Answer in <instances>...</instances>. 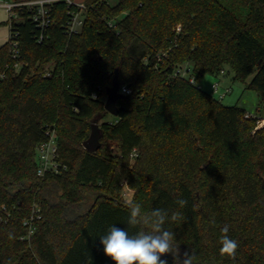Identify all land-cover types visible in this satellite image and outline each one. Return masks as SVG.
Masks as SVG:
<instances>
[{
	"label": "trees",
	"instance_id": "1",
	"mask_svg": "<svg viewBox=\"0 0 264 264\" xmlns=\"http://www.w3.org/2000/svg\"><path fill=\"white\" fill-rule=\"evenodd\" d=\"M82 3L78 32L66 30L75 6L58 2L41 40L23 10L0 46V264H114L100 237L114 225L139 230L127 226L132 203L144 213L179 211L184 220L164 227L181 255L194 253L193 264H264V128L254 130L264 118V0ZM225 68L250 78L257 115L244 118L196 85ZM115 71L130 93L104 121ZM97 120L90 153L81 145ZM47 130L59 172L40 178L35 148ZM124 180L130 203L121 200ZM34 206L41 218L26 239ZM225 225L239 245L235 258L219 252ZM162 259L173 264L171 254Z\"/></svg>",
	"mask_w": 264,
	"mask_h": 264
},
{
	"label": "clouds",
	"instance_id": "2",
	"mask_svg": "<svg viewBox=\"0 0 264 264\" xmlns=\"http://www.w3.org/2000/svg\"><path fill=\"white\" fill-rule=\"evenodd\" d=\"M180 208L187 205V201H176ZM127 219L128 228H138L130 234L127 228H118L115 225L108 229L106 235L100 237L104 254L114 264H168L162 257L171 254L173 264H193L194 253L186 250L181 255L179 245L174 244L175 234L167 230L164 225L171 221H183L184 217L179 212H172L155 208L148 213L141 210V205L132 203L129 206ZM219 252L222 256L235 258L238 242L229 236V226L221 229Z\"/></svg>",
	"mask_w": 264,
	"mask_h": 264
},
{
	"label": "built area",
	"instance_id": "3",
	"mask_svg": "<svg viewBox=\"0 0 264 264\" xmlns=\"http://www.w3.org/2000/svg\"><path fill=\"white\" fill-rule=\"evenodd\" d=\"M63 2L67 6H75L76 10L69 11L70 20L67 23L66 30L70 33H76L79 31L82 25V13L84 12L83 3L75 4L73 0H29L25 2L12 3L5 2L1 6L7 10L8 16V26L11 23H16L21 20L19 14L20 11H26L29 18L33 21L35 26L40 30V35L38 36V41L42 38V31L51 24L50 11L51 6L55 3ZM112 27V25L110 24ZM11 39V35H8V39ZM13 38V36H12ZM10 48L12 53V58L17 56V43L16 41H10ZM180 74V72H178ZM221 71L219 75H222ZM44 76H48L45 74ZM181 76V75H180ZM187 77V71L182 76ZM189 83L193 84L194 79L189 78ZM118 92L122 95H128L130 90L125 86H119ZM227 92V91H226ZM226 92L219 93L218 84L215 82L211 84V93L217 94L219 99H222ZM253 117L252 115L246 113L244 118ZM264 128V118H260L255 122L254 130ZM46 140L38 143L35 148V161H36V176L43 177L47 173H58L59 164L56 162V139L53 130H47ZM41 218L39 208L34 206L30 216L23 221V226L26 227L25 238L28 239L35 230V223Z\"/></svg>",
	"mask_w": 264,
	"mask_h": 264
},
{
	"label": "rangeland",
	"instance_id": "4",
	"mask_svg": "<svg viewBox=\"0 0 264 264\" xmlns=\"http://www.w3.org/2000/svg\"><path fill=\"white\" fill-rule=\"evenodd\" d=\"M6 0H0V46L3 45L8 39V24L5 22L8 20L9 13L5 8L1 5L4 4ZM75 4L83 2V0H73ZM108 4L113 6L116 4L117 0H107ZM186 69L180 70V75L183 76L185 74ZM234 73L230 68H225L224 73L222 75H218L217 77L212 75H204L196 85L200 88V90L210 96H212L216 101L224 106H236L237 108L243 110L245 113H248L252 116L257 115V111L260 109L259 99L257 93L252 90L246 88V84L249 82L248 80L240 81L233 78ZM218 84L219 93L226 92L225 96L222 99H219L217 94L211 93V84ZM103 98V102L105 101V95ZM113 116L107 114L103 120L104 121H113ZM95 127L98 129L100 120L96 122H92ZM106 147L109 151L115 150V144L111 142H105ZM82 146V145H81ZM121 200L124 203H130L133 191L130 190L126 185V180H124L121 184Z\"/></svg>",
	"mask_w": 264,
	"mask_h": 264
},
{
	"label": "water",
	"instance_id": "5",
	"mask_svg": "<svg viewBox=\"0 0 264 264\" xmlns=\"http://www.w3.org/2000/svg\"><path fill=\"white\" fill-rule=\"evenodd\" d=\"M119 81L117 72L115 71L114 76L111 80L109 87L105 89V101L103 108L105 112L116 117L118 115V109L116 107V100L128 98V95H122L118 92ZM96 122V121H95ZM100 134L94 124H91V131L88 138L82 143V147L87 152H94L98 148V140Z\"/></svg>",
	"mask_w": 264,
	"mask_h": 264
}]
</instances>
